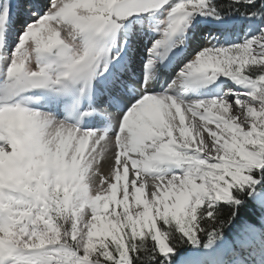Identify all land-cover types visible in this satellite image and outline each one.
<instances>
[{"label": "snow or ice", "instance_id": "1", "mask_svg": "<svg viewBox=\"0 0 264 264\" xmlns=\"http://www.w3.org/2000/svg\"><path fill=\"white\" fill-rule=\"evenodd\" d=\"M0 264H264V0H0Z\"/></svg>", "mask_w": 264, "mask_h": 264}]
</instances>
